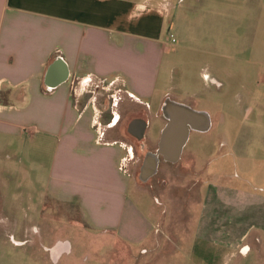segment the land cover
I'll list each match as a JSON object with an SVG mask.
<instances>
[{
    "label": "crops",
    "instance_id": "1",
    "mask_svg": "<svg viewBox=\"0 0 264 264\" xmlns=\"http://www.w3.org/2000/svg\"><path fill=\"white\" fill-rule=\"evenodd\" d=\"M169 8L165 0H0V138L17 142L15 151L23 146L14 156L20 161L36 142L53 139L43 198L75 204L95 231L129 246L158 243L157 227L127 196L131 177L125 167L138 148L145 156L150 147L146 119L138 136L127 129L132 105L144 116L163 89L155 106L162 128L175 57L192 49L188 40L170 41ZM100 81L117 89L110 104L101 102V92L88 97ZM106 107L110 119L104 125ZM217 173L224 184L212 183L199 202L188 264H224L247 255L246 240L258 239L255 228L264 232V195Z\"/></svg>",
    "mask_w": 264,
    "mask_h": 264
},
{
    "label": "rangeland",
    "instance_id": "2",
    "mask_svg": "<svg viewBox=\"0 0 264 264\" xmlns=\"http://www.w3.org/2000/svg\"><path fill=\"white\" fill-rule=\"evenodd\" d=\"M165 3L170 5L166 27L181 33L175 45L188 40L192 46L175 57L167 96L206 111L211 122L208 131H190L176 162L159 158L147 179L142 178L141 149L125 167L131 177L128 201L157 227L158 243H146L147 251L144 241L129 246L95 231L75 204L44 199L53 139L36 142L20 161L14 156H21L23 146L15 151L17 142L0 138V264H188L199 202L212 183L224 184L217 172L229 174L231 185L264 195V0ZM157 94L155 106L163 89ZM155 106L144 111L150 153L163 122ZM254 231L258 239L246 240L248 254L224 264H264V232ZM58 242H66L69 251L56 259L46 248Z\"/></svg>",
    "mask_w": 264,
    "mask_h": 264
},
{
    "label": "water",
    "instance_id": "3",
    "mask_svg": "<svg viewBox=\"0 0 264 264\" xmlns=\"http://www.w3.org/2000/svg\"><path fill=\"white\" fill-rule=\"evenodd\" d=\"M161 112L167 121L160 130L154 155L159 154L166 161L176 162L180 158L192 127L206 129L210 122L205 112L194 110L186 104L172 101L169 98L163 101ZM143 127L145 125H142L141 130ZM155 171L154 165L146 170L142 167V178L147 179Z\"/></svg>",
    "mask_w": 264,
    "mask_h": 264
},
{
    "label": "flooded vegetation",
    "instance_id": "4",
    "mask_svg": "<svg viewBox=\"0 0 264 264\" xmlns=\"http://www.w3.org/2000/svg\"><path fill=\"white\" fill-rule=\"evenodd\" d=\"M107 86L108 85H107L106 81H100L97 84L91 85V89L89 91L88 97L90 96L91 92L96 93V94L101 92L102 94H104V97H103L104 103H105V101H107V103L110 104L113 101V99L116 98L114 93L117 91V89L113 88V87L107 88ZM101 111H102V114L100 116L103 120V124L105 125V124H107L108 120L110 119V112H109V109L107 107H106V109L101 110ZM162 116L164 117L163 113H162ZM166 121L167 120L165 119V123H166ZM145 122L146 121H145V118L143 116V109L138 106L136 108V110H134V113L130 114V117L127 121V129L130 130L132 134L138 136V134H140L142 125H145ZM209 128H210V124H209V127L206 129H200L197 126H194V127H192V129L190 131L205 132V131H208ZM141 144L144 145L143 143H141ZM155 151H156V149H155ZM155 151H154V153H155ZM149 153L150 152L147 153L148 155L146 154L145 156H143V158H142L143 160H142L141 167H140L141 169L143 167L146 170L147 168H150L153 165L156 168L158 165V162H159V158L165 160L159 154L154 155V153H150V154ZM167 162H169V161H167ZM65 244H66V242H58L53 247H50V248L47 247L46 249L50 253L51 257H52V255L58 256L59 254L67 253L69 251L68 245H65Z\"/></svg>",
    "mask_w": 264,
    "mask_h": 264
},
{
    "label": "built area",
    "instance_id": "5",
    "mask_svg": "<svg viewBox=\"0 0 264 264\" xmlns=\"http://www.w3.org/2000/svg\"><path fill=\"white\" fill-rule=\"evenodd\" d=\"M168 37L172 43L176 41L175 36L172 33H168Z\"/></svg>",
    "mask_w": 264,
    "mask_h": 264
}]
</instances>
